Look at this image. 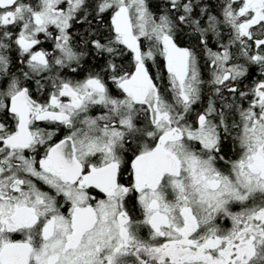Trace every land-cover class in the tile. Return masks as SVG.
<instances>
[{"label":"snow or ice","instance_id":"obj_1","mask_svg":"<svg viewBox=\"0 0 264 264\" xmlns=\"http://www.w3.org/2000/svg\"><path fill=\"white\" fill-rule=\"evenodd\" d=\"M0 264H264V0H0Z\"/></svg>","mask_w":264,"mask_h":264}]
</instances>
